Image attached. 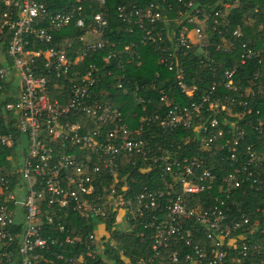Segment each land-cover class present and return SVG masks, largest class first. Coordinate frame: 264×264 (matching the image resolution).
<instances>
[{
    "label": "built area",
    "instance_id": "obj_1",
    "mask_svg": "<svg viewBox=\"0 0 264 264\" xmlns=\"http://www.w3.org/2000/svg\"><path fill=\"white\" fill-rule=\"evenodd\" d=\"M169 1L173 2L162 0V4L173 15ZM174 1L183 9L174 18L154 3L143 6L129 0H120L114 17L139 45L159 46V64L174 78L156 73L155 80L173 85L191 100L187 105L169 104L168 95L154 82L135 81L133 71L141 67V56L134 41L111 40L108 0H0V157L14 150L5 156V164L0 163V264H113L104 248L117 243L104 224L96 223L112 214L117 219L113 229L120 232L130 233L139 223L144 231L139 238L152 241L155 252L125 258L124 264H264V208H256L257 215L236 208L234 216L228 209L235 191L264 190L258 175L264 164L252 146L239 151L245 134L232 127L228 134L233 141L225 139L218 159L229 165L231 173L219 179L206 168L200 150H210L223 134L214 130L217 120L205 118L215 109L225 110L214 99L220 84L212 82L210 92L195 99L198 76L189 84L175 58L187 54L192 45H204L202 27L210 14L195 0ZM217 4L230 6L221 0ZM122 30L118 25L115 33ZM89 36L93 40L87 42ZM232 38L240 40L241 32L234 30ZM242 48L241 65L264 58V50ZM215 52L225 53V45H217ZM237 71L238 65L223 71L226 89L237 90ZM102 80L124 95L133 94L138 105L146 103L142 91H155L162 108L151 116L142 114L132 128L118 107L95 101ZM241 105L251 112L246 102ZM136 116L133 113L132 119ZM151 123L164 131L192 132L199 137L198 154L183 159L153 156L143 140ZM128 154L147 163L149 173L159 169L164 188L144 187L134 198L128 196L127 184L117 191L118 156ZM101 168L111 181L96 192L91 175ZM214 190L220 200L206 199L209 207L195 203ZM70 215L88 225L95 223L92 233L83 238L76 228L65 225ZM48 229L58 235H50ZM68 229L72 230L65 234ZM170 244L180 245L184 253L173 249L167 254ZM64 245L78 256L63 258ZM48 252L61 262L45 257Z\"/></svg>",
    "mask_w": 264,
    "mask_h": 264
},
{
    "label": "trees",
    "instance_id": "obj_2",
    "mask_svg": "<svg viewBox=\"0 0 264 264\" xmlns=\"http://www.w3.org/2000/svg\"><path fill=\"white\" fill-rule=\"evenodd\" d=\"M130 4L140 3L143 6L149 3H154L163 10L167 17H175L178 11H183L182 5L177 1H169L173 6V15L168 9L163 7L162 0H129ZM120 0H108L106 12L109 17L110 30L112 31L111 40L125 43L134 41L136 43V51L141 56V67L139 70L133 71V78L138 83L140 82H154L159 90H163L169 97L168 103L171 105L190 104L191 100L184 95H181L178 90L171 84L161 85V81L155 80V74L159 73L161 77L174 78V73H168L159 64V58L162 52L159 46H141L137 43L135 37L129 36L125 24H122L114 17V9ZM222 4L229 3V8H223L217 4V0H195V5L198 8L207 11L210 17L203 25V46L192 45L187 51V54L179 53L175 61L179 66H182L188 83L196 78V92L195 99L202 95H207L210 92L212 82H218L214 99L225 106L224 111L214 110L207 114V119H215L218 122L215 132L221 131L222 137L211 144V149L200 150L208 168L213 174L217 175L219 179L231 173V168L226 163L219 164L218 159L222 156L221 147L225 141H233V136L229 135L230 129L235 128L234 131H242L245 134V139L239 146V151H244L246 147L252 146V149L257 153L258 160L264 164V58L259 63L258 60H247L245 64H240V57L244 51L242 45L247 49L253 51L264 50V0H221ZM215 16V14H217ZM118 25L123 26V30L117 35L115 29ZM190 27V25H189ZM239 30L241 32V39L234 40L232 32ZM117 35V36H116ZM140 36V32H138ZM217 45H225V53L215 52ZM208 52L207 56L205 52ZM238 65L236 78L234 79V87L236 91L226 89L223 85V71ZM163 80V78H162ZM8 90V86L4 85V93ZM251 92L254 94L251 95ZM95 101H101L111 107H118L123 115L124 121L131 127H136L142 114L151 116L157 113L163 105L159 102V94L155 91H142L140 94L146 100L144 105H138L129 93L124 95L122 91L112 87L111 82L102 80L97 84L95 89ZM246 102L247 108L251 110L250 113L244 111L241 103ZM145 106L146 111L143 113L141 108ZM162 108V107H161ZM256 111L260 114L256 115ZM137 116L132 119V114ZM259 124H262L261 131L258 129ZM150 130H145L143 140L145 144L153 152L154 155H170L172 158H190L197 155L200 147L199 137L190 131L178 129L175 131H164L154 123L149 126ZM14 150H6L0 157V163L5 164L4 158L6 155ZM79 157H83L79 154ZM92 164L96 165V160H92ZM148 165L143 162L136 155H119L118 166L116 168V189L127 184L129 187L128 196L134 198L144 187L153 191L162 190L164 187L161 184V171L154 169L150 173L147 171ZM260 184L264 183V172L259 173ZM95 191L100 192L101 187H108L111 177L106 173V170L100 169L98 174H92ZM92 180V181H93ZM220 198L216 194V190L211 193L203 194L195 201L200 203L199 206L209 207L211 203H204ZM188 200V199H187ZM190 201V200H189ZM236 208H240L247 213L257 215L254 213L256 208H264V190L260 192L250 191L248 188L239 189L234 192V199L228 204L229 215H236ZM117 221L116 214H112L108 220L100 219L96 223L104 224L106 231L116 241L117 245L114 248L105 247L107 260L113 264H124L125 258L135 259L138 257H150L155 252L152 251V241L142 242L140 234L144 232L139 223L136 224L135 229L130 233L120 232L118 228H114ZM65 225L71 228H76L78 233H81L83 238H86L89 233H92L95 223L88 225L87 221L76 216H69V219L64 220ZM133 224V222H131ZM188 227L191 224H187ZM113 229V230H112ZM72 229H68L65 234H68ZM50 235H58V232L48 229ZM146 233V232H145ZM61 239L63 236L60 237ZM173 249H179L184 253V249L180 245L170 244L167 254L173 252ZM55 252V251H54ZM161 254V252H159ZM166 254V255H167ZM60 255L64 257L78 256L77 251H74L68 245L61 248ZM45 257L54 259L49 252L44 254ZM162 256V255H161ZM164 257H166L164 255ZM55 263L61 261L55 260ZM87 264H101L97 263Z\"/></svg>",
    "mask_w": 264,
    "mask_h": 264
},
{
    "label": "rangeland",
    "instance_id": "obj_3",
    "mask_svg": "<svg viewBox=\"0 0 264 264\" xmlns=\"http://www.w3.org/2000/svg\"><path fill=\"white\" fill-rule=\"evenodd\" d=\"M85 40H86L87 42H89V41L93 40V37L89 36V37H87ZM41 264H43V262H41Z\"/></svg>",
    "mask_w": 264,
    "mask_h": 264
}]
</instances>
